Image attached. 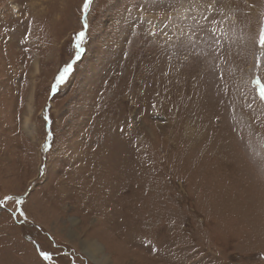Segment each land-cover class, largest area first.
<instances>
[{
    "label": "rangeland",
    "instance_id": "1",
    "mask_svg": "<svg viewBox=\"0 0 264 264\" xmlns=\"http://www.w3.org/2000/svg\"><path fill=\"white\" fill-rule=\"evenodd\" d=\"M85 3L0 0V264H264V0Z\"/></svg>",
    "mask_w": 264,
    "mask_h": 264
},
{
    "label": "snow or ice",
    "instance_id": "2",
    "mask_svg": "<svg viewBox=\"0 0 264 264\" xmlns=\"http://www.w3.org/2000/svg\"><path fill=\"white\" fill-rule=\"evenodd\" d=\"M87 6H88V5H87V0H86L85 7H87ZM84 36H85V33H84V32H80V33L78 34V36H77V40H78V41H82L83 38H84ZM260 44H261L262 46H264V33H261ZM77 47H78V48L80 47V44H79V43H77ZM65 71H67V69H66ZM258 83H259V82H258ZM260 94H261V98L264 99V85H262V86L260 87ZM41 255H42L45 259H51V256H50V254H49L48 252H42Z\"/></svg>",
    "mask_w": 264,
    "mask_h": 264
},
{
    "label": "bare ground",
    "instance_id": "3",
    "mask_svg": "<svg viewBox=\"0 0 264 264\" xmlns=\"http://www.w3.org/2000/svg\"><path fill=\"white\" fill-rule=\"evenodd\" d=\"M31 109L32 108H30V111H31ZM75 219V218H74ZM77 221V220H76ZM75 223V222H74ZM91 242H96V243H98L97 242V240H93V241H91ZM96 243H95V245H96ZM100 244V243H99ZM89 246V245H88ZM97 246V245H96ZM90 248H92V247H90ZM99 248V252H100V255H97V257L95 258V259H97L98 258V264H107V262L109 261L108 260V256L107 255H103L102 254V248H100V247H98ZM98 250V249H97ZM97 261V260H96ZM111 262V261H110ZM110 262L108 263V264H110Z\"/></svg>",
    "mask_w": 264,
    "mask_h": 264
},
{
    "label": "crops",
    "instance_id": "4",
    "mask_svg": "<svg viewBox=\"0 0 264 264\" xmlns=\"http://www.w3.org/2000/svg\"><path fill=\"white\" fill-rule=\"evenodd\" d=\"M103 252H104V251H103V249H102V254L105 255V253H103ZM91 257L95 260V258H94L93 256H91Z\"/></svg>",
    "mask_w": 264,
    "mask_h": 264
}]
</instances>
